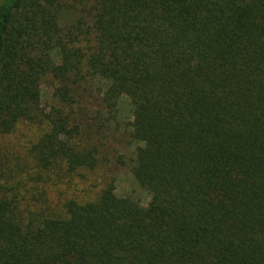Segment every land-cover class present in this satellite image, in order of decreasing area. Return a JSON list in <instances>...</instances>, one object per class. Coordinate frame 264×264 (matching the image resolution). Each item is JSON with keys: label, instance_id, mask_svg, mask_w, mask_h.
Masks as SVG:
<instances>
[{"label": "trees", "instance_id": "16d2710c", "mask_svg": "<svg viewBox=\"0 0 264 264\" xmlns=\"http://www.w3.org/2000/svg\"><path fill=\"white\" fill-rule=\"evenodd\" d=\"M0 264H264V0H0Z\"/></svg>", "mask_w": 264, "mask_h": 264}, {"label": "rangeland", "instance_id": "374dc122", "mask_svg": "<svg viewBox=\"0 0 264 264\" xmlns=\"http://www.w3.org/2000/svg\"><path fill=\"white\" fill-rule=\"evenodd\" d=\"M99 83H95L92 86H85L79 98L81 99L82 106L86 108H96L99 103L98 98V88ZM51 96V88L47 84L42 85V95L41 103H49ZM119 121L113 125L110 129V136L105 143L107 144V153L110 160L109 165L106 167L105 171L110 172V175L114 178L115 194L118 197H130L137 201L141 205H146L149 201V194L143 190L135 181L131 166L135 155L136 144L125 137V126L126 123L130 121L131 117V105L128 99L121 98L119 101ZM23 133L29 137L34 135L36 132L35 128L30 129H20ZM28 134V135H27ZM28 141V140H27ZM101 170H99L94 175H87L89 178L97 179L98 175H101ZM88 187L83 186L79 181L70 188L65 189L63 186V193L54 194L51 193V201L54 204L66 201L70 198H76L79 200L93 199L94 195L90 191L84 194L85 189Z\"/></svg>", "mask_w": 264, "mask_h": 264}]
</instances>
